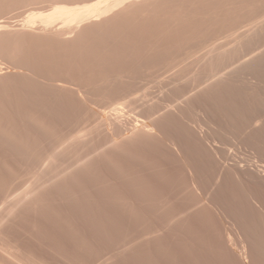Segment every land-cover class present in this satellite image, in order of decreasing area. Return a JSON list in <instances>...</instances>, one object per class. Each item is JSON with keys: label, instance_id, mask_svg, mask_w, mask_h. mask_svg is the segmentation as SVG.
I'll use <instances>...</instances> for the list:
<instances>
[{"label": "rangeland", "instance_id": "374dc122", "mask_svg": "<svg viewBox=\"0 0 264 264\" xmlns=\"http://www.w3.org/2000/svg\"><path fill=\"white\" fill-rule=\"evenodd\" d=\"M88 1L0 0V264H264V0Z\"/></svg>", "mask_w": 264, "mask_h": 264}, {"label": "bare ground", "instance_id": "6f19581e", "mask_svg": "<svg viewBox=\"0 0 264 264\" xmlns=\"http://www.w3.org/2000/svg\"><path fill=\"white\" fill-rule=\"evenodd\" d=\"M121 1L123 0H91L82 4H54L46 10H29L24 20L27 23H34L38 20L46 26L55 20H59L62 26H78L85 21H91V19L105 14Z\"/></svg>", "mask_w": 264, "mask_h": 264}, {"label": "snow or ice", "instance_id": "6c2138e0", "mask_svg": "<svg viewBox=\"0 0 264 264\" xmlns=\"http://www.w3.org/2000/svg\"><path fill=\"white\" fill-rule=\"evenodd\" d=\"M55 143L53 142L52 144H50L47 148V150L49 152H52L55 150ZM43 160L42 159H35L32 162V167L35 168L36 170H40L41 166H42ZM171 211V208L169 205H167L164 202H160V203H153V204H146L143 207V212L149 215L152 214H165L167 212Z\"/></svg>", "mask_w": 264, "mask_h": 264}]
</instances>
